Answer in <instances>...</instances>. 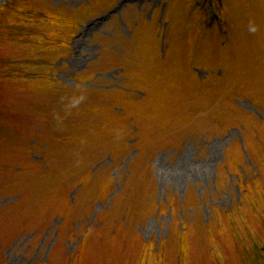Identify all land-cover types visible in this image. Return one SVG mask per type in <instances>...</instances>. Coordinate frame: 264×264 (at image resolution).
Listing matches in <instances>:
<instances>
[{
  "label": "rangeland",
  "instance_id": "374dc122",
  "mask_svg": "<svg viewBox=\"0 0 264 264\" xmlns=\"http://www.w3.org/2000/svg\"><path fill=\"white\" fill-rule=\"evenodd\" d=\"M212 1L0 4V264H264V0Z\"/></svg>",
  "mask_w": 264,
  "mask_h": 264
},
{
  "label": "bare ground",
  "instance_id": "6f19581e",
  "mask_svg": "<svg viewBox=\"0 0 264 264\" xmlns=\"http://www.w3.org/2000/svg\"><path fill=\"white\" fill-rule=\"evenodd\" d=\"M185 166L179 167L175 170L177 180H180L182 177L185 176V173L183 172V169L186 168Z\"/></svg>",
  "mask_w": 264,
  "mask_h": 264
},
{
  "label": "flooded vegetation",
  "instance_id": "af4514ba",
  "mask_svg": "<svg viewBox=\"0 0 264 264\" xmlns=\"http://www.w3.org/2000/svg\"><path fill=\"white\" fill-rule=\"evenodd\" d=\"M10 249H12V248H8L7 250H10ZM2 258H3V257H2ZM2 258H1V259H2ZM1 262H3V260H1ZM19 264H22V262H21V263H19Z\"/></svg>",
  "mask_w": 264,
  "mask_h": 264
},
{
  "label": "water",
  "instance_id": "95a60500",
  "mask_svg": "<svg viewBox=\"0 0 264 264\" xmlns=\"http://www.w3.org/2000/svg\"><path fill=\"white\" fill-rule=\"evenodd\" d=\"M1 1H4V0H0V2H1Z\"/></svg>",
  "mask_w": 264,
  "mask_h": 264
}]
</instances>
